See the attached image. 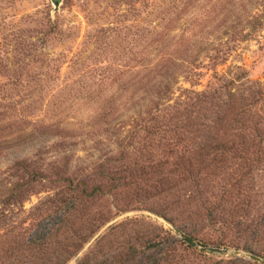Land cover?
Instances as JSON below:
<instances>
[{
	"label": "rangeland",
	"instance_id": "374dc122",
	"mask_svg": "<svg viewBox=\"0 0 264 264\" xmlns=\"http://www.w3.org/2000/svg\"><path fill=\"white\" fill-rule=\"evenodd\" d=\"M167 67L183 71L170 102L222 75L264 88V0H0V264H264V152L203 166L196 197L187 175L167 194L154 178L87 200L68 189L119 156L130 139L113 131L131 104L144 117L138 97ZM164 135L143 154L196 145Z\"/></svg>",
	"mask_w": 264,
	"mask_h": 264
},
{
	"label": "trees",
	"instance_id": "16d2710c",
	"mask_svg": "<svg viewBox=\"0 0 264 264\" xmlns=\"http://www.w3.org/2000/svg\"><path fill=\"white\" fill-rule=\"evenodd\" d=\"M47 29L46 33L57 32L52 23H49ZM182 73L169 67L155 72L153 80L147 82L143 87L146 89L138 97V101L144 99V117H140L142 104L137 108H134L135 103L131 104L132 123L124 131L119 127L113 131V137H128L130 141L124 143V138L120 139L115 143L118 157L105 156L102 160V156L97 157L91 173L73 178L74 184L68 189L75 198L87 200L102 195L104 190L131 183L136 178H140L145 185H149V181L154 178L156 184L149 186L159 189L161 194H167L174 188L173 179L178 180L186 175V180L193 185L190 192L196 197L201 193L199 169L203 166L224 161L222 157L225 154L229 158L241 159L240 163L248 164L251 160L247 156H257L264 152V88H242V82L238 87H232L234 81L240 80L239 77L224 80L222 75L215 79L217 86L200 92L184 90L187 93L185 99L170 102L176 74ZM163 122L166 123L165 129L161 125ZM112 125L114 127L115 123ZM176 129H182L183 132H175ZM165 131L171 132V137H181L180 141L185 139L196 145H181L178 149V144L168 148L157 146L155 152L143 154L146 140L149 137L163 138ZM128 153L134 156L139 154L136 158L140 157V161L135 159L131 166L123 163ZM67 170L66 167L63 169ZM70 212L68 208L63 211L62 216L67 221H70ZM85 241L82 239L80 242Z\"/></svg>",
	"mask_w": 264,
	"mask_h": 264
},
{
	"label": "water",
	"instance_id": "95a60500",
	"mask_svg": "<svg viewBox=\"0 0 264 264\" xmlns=\"http://www.w3.org/2000/svg\"><path fill=\"white\" fill-rule=\"evenodd\" d=\"M50 1H51L52 5H53V10H56V9H57V6H58V3L60 2V0H50ZM183 239H184L185 241H187L188 243H190V244H194L193 240L190 239V238H188V237H186V236H183ZM250 256H251L253 259H256V260L259 259L257 256H254V255H250Z\"/></svg>",
	"mask_w": 264,
	"mask_h": 264
}]
</instances>
